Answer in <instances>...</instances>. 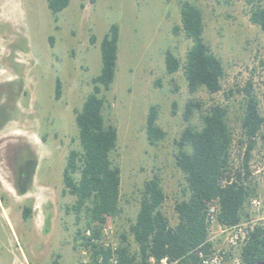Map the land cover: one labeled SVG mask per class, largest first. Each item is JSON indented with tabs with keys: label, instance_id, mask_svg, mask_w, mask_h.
Returning <instances> with one entry per match:
<instances>
[{
	"label": "rangeland",
	"instance_id": "374dc122",
	"mask_svg": "<svg viewBox=\"0 0 264 264\" xmlns=\"http://www.w3.org/2000/svg\"><path fill=\"white\" fill-rule=\"evenodd\" d=\"M184 1L201 10L204 41L224 66L217 94L203 88L190 94L182 69L166 72V51L183 64L192 46L182 31L174 32L181 25ZM251 9L248 0H70L54 16L47 0H0V114L7 115L0 126V264H51L56 255L62 264L83 263L76 238L84 222L77 225L68 210L75 198L65 192L63 173L69 152L79 149L76 112L92 91V78L101 73L100 45L112 25L120 34L118 66L111 89L102 96L106 123L119 136L111 160L121 169V213L104 227V242L119 246L126 235L132 252L137 250L129 227L140 209L144 184L154 175L166 195L162 211L171 226L178 224L175 204L182 199L185 179L175 163V141L188 126L201 127L199 114L185 121L187 102L228 107L232 159L238 164L245 149L241 117L249 83L264 116V34L251 22ZM58 78L62 94L56 100ZM152 106L165 133L155 145L146 135ZM28 158L36 159L37 166L29 191L20 195L17 171ZM263 165L264 142L258 139L251 171ZM253 178L256 196L264 201L262 178ZM246 212L264 218V207L256 212L247 204ZM232 259L227 264L240 261V250Z\"/></svg>",
	"mask_w": 264,
	"mask_h": 264
},
{
	"label": "trees",
	"instance_id": "16d2710c",
	"mask_svg": "<svg viewBox=\"0 0 264 264\" xmlns=\"http://www.w3.org/2000/svg\"><path fill=\"white\" fill-rule=\"evenodd\" d=\"M47 3L52 14L57 16L69 6L70 0H47ZM248 3L252 5L251 22L259 26L264 34V6L260 5V0H248ZM179 31L192 42V46L183 64L172 51H166V72L173 75L182 69L190 94H196L201 88L211 95L219 93L225 69L204 41L201 10L189 1L181 4V25L174 28L175 33ZM119 36L118 26L112 25L101 42V73L92 78V91L76 112L79 149L69 152L63 173L65 192L75 198V203L68 210L74 212L77 225L84 222V228L77 230L76 241L92 251L94 261L102 257L101 264H111L112 257V251L100 245L102 230L109 219L121 213V169L111 160L119 136L117 128L106 123L103 114L105 99L102 96L103 91L111 89L116 78ZM95 41L96 38L92 37L91 42ZM244 92L241 117L243 140L240 143L245 145V174L235 171L232 159L234 138L228 123V107L212 105L205 108L199 101L187 102L185 121L190 123L193 116L199 114L201 127L188 126L175 141V163L185 179L182 199L175 204L178 224L171 226L162 211L166 195L160 177L154 175L144 184L140 209L129 227L137 250L132 252L127 236L121 235V244L115 252L119 264L146 263L150 258L197 264L192 252L198 247L209 252L212 247L208 242L206 202L214 198L220 199L218 222L221 225L234 226L248 218L246 205L251 197L256 196V187L249 180V163L258 139L264 142V116L251 83ZM61 94L62 83L58 78L55 99L59 100ZM175 106L176 103L173 104ZM157 122L158 109L152 106L146 121V135L151 145L165 138ZM24 164L26 166L20 165L17 171L16 189L20 195L29 191L37 161L28 158ZM233 173L236 174V181L223 188L222 179L226 177L229 180ZM29 214L28 209L24 211L25 219ZM84 230L90 231V236L83 235ZM262 260L264 228H257L249 242L240 249V261L241 264H252ZM51 264H62L60 255H56Z\"/></svg>",
	"mask_w": 264,
	"mask_h": 264
},
{
	"label": "built area",
	"instance_id": "2783aa9c",
	"mask_svg": "<svg viewBox=\"0 0 264 264\" xmlns=\"http://www.w3.org/2000/svg\"><path fill=\"white\" fill-rule=\"evenodd\" d=\"M245 152V149H244ZM243 157L244 153L241 155L238 164H235V171L241 172L242 175L245 174L243 169ZM249 170L251 171V166L249 163ZM259 174L262 180L261 184H264V165L259 167L256 173L251 171L250 182L254 184V175ZM236 181V174H232L230 179L224 177L221 181V185L224 188L226 185L231 184ZM259 184V182H258ZM248 205L254 211H260L264 207V201L259 196H253L249 199ZM221 211L220 199L214 198L206 202V223L208 230V242L212 245L209 252H206L202 247L196 248L192 255L195 257L197 264H227L232 261V256L235 251H239L244 247L250 240L252 233L257 228H264V218H256L254 216H249L241 221L239 224L234 226L221 225L218 222V216ZM105 228L102 230V233ZM87 236H90V231L87 232ZM94 241V240H93ZM94 243H96L94 241ZM100 245L106 249L112 251V257L110 259L111 264H119L115 252L118 246L110 245L104 242L103 236L100 240ZM83 256L82 264H101L103 258L99 257L96 261L92 258V251L84 247L81 248L80 252ZM180 260L171 261L168 258H163L161 260H156L150 258L146 263L138 261L136 264H179ZM233 264H241V261L235 260Z\"/></svg>",
	"mask_w": 264,
	"mask_h": 264
},
{
	"label": "flooded vegetation",
	"instance_id": "af4514ba",
	"mask_svg": "<svg viewBox=\"0 0 264 264\" xmlns=\"http://www.w3.org/2000/svg\"><path fill=\"white\" fill-rule=\"evenodd\" d=\"M4 86H6V87H9L10 86V83H7V84H5ZM3 86V87H4ZM0 88H2V86H0ZM2 110V109H1ZM5 110L7 111V112H10L9 110H10V108H9V106L8 105H5ZM4 109H3V112L5 111ZM5 122H7V115L4 113H1L0 114V126L1 125H3ZM22 165H24V166H26V164H22ZM15 188H16V185H15ZM16 191H17V189H16Z\"/></svg>",
	"mask_w": 264,
	"mask_h": 264
},
{
	"label": "water",
	"instance_id": "95a60500",
	"mask_svg": "<svg viewBox=\"0 0 264 264\" xmlns=\"http://www.w3.org/2000/svg\"><path fill=\"white\" fill-rule=\"evenodd\" d=\"M252 264H264V260H262L260 262L252 263Z\"/></svg>",
	"mask_w": 264,
	"mask_h": 264
},
{
	"label": "bare ground",
	"instance_id": "6f19581e",
	"mask_svg": "<svg viewBox=\"0 0 264 264\" xmlns=\"http://www.w3.org/2000/svg\"><path fill=\"white\" fill-rule=\"evenodd\" d=\"M16 12V11H15ZM14 14V13H13Z\"/></svg>",
	"mask_w": 264,
	"mask_h": 264
}]
</instances>
